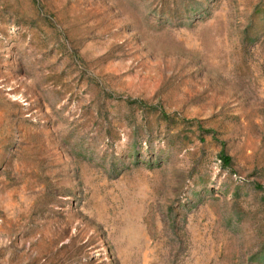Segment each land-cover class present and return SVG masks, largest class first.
Segmentation results:
<instances>
[{
	"label": "rangeland",
	"instance_id": "374dc122",
	"mask_svg": "<svg viewBox=\"0 0 264 264\" xmlns=\"http://www.w3.org/2000/svg\"><path fill=\"white\" fill-rule=\"evenodd\" d=\"M0 264H264V0H0Z\"/></svg>",
	"mask_w": 264,
	"mask_h": 264
}]
</instances>
